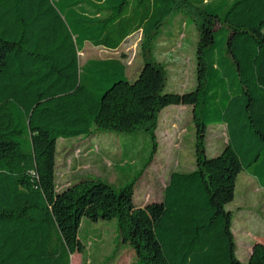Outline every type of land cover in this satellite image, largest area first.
<instances>
[{
  "label": "trees",
  "instance_id": "16d2710c",
  "mask_svg": "<svg viewBox=\"0 0 264 264\" xmlns=\"http://www.w3.org/2000/svg\"><path fill=\"white\" fill-rule=\"evenodd\" d=\"M180 8L199 29V83L181 94L166 91L153 55ZM139 33L147 46L134 79L116 60L80 65L88 44L117 51ZM172 106L197 114V164L173 172L161 199L138 206L135 183L94 179L58 191L60 139L145 132L154 153ZM213 125L226 126L228 143L210 158ZM242 172L264 188V0H0V264H72L85 218L116 222L131 264H264L262 241L248 262L237 255L227 207Z\"/></svg>",
  "mask_w": 264,
  "mask_h": 264
},
{
  "label": "rangeland",
  "instance_id": "374dc122",
  "mask_svg": "<svg viewBox=\"0 0 264 264\" xmlns=\"http://www.w3.org/2000/svg\"><path fill=\"white\" fill-rule=\"evenodd\" d=\"M199 29L194 17L178 9L166 19L153 42V55L165 66L167 92L187 93L199 83L197 45ZM144 36L139 33L117 51L88 44L80 54V65L90 60H116L134 79L144 64ZM191 107L172 106L161 113L156 130V151L147 133L125 134L98 130L92 136L60 139L57 144V189L63 191L82 179L104 181L115 188L134 184L138 206L161 199L173 172H191L197 164L198 130ZM208 157L219 156L228 143L226 126H210L206 134ZM227 209L234 213L233 231L237 255L247 262L254 242H264V188L248 173L238 178L235 200ZM79 236L84 253H76L72 264H131L135 253L124 246L116 222L83 219ZM72 257V258H73ZM73 260V259H72ZM136 261V260H135Z\"/></svg>",
  "mask_w": 264,
  "mask_h": 264
},
{
  "label": "crops",
  "instance_id": "0c3cea01",
  "mask_svg": "<svg viewBox=\"0 0 264 264\" xmlns=\"http://www.w3.org/2000/svg\"><path fill=\"white\" fill-rule=\"evenodd\" d=\"M142 67V66H141ZM185 107H187V106H185ZM163 113V112H162ZM257 242H259V241H257ZM256 242H254L253 244H252V249H251V252H252V250H253V247H254V244H255ZM250 255H251V253H250ZM250 255H249V258H250ZM249 258H248V260H249ZM248 260H247V262H248Z\"/></svg>",
  "mask_w": 264,
  "mask_h": 264
}]
</instances>
